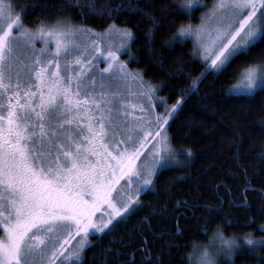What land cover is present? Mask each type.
<instances>
[{
    "label": "snow or ice",
    "instance_id": "obj_1",
    "mask_svg": "<svg viewBox=\"0 0 264 264\" xmlns=\"http://www.w3.org/2000/svg\"><path fill=\"white\" fill-rule=\"evenodd\" d=\"M16 7L0 0V264H79L89 236L134 215L153 178L171 168L170 119L198 89L194 81L157 113L163 98L126 71L120 49L102 51L99 34L67 18L26 25ZM212 12L214 24L198 26L201 76L225 72L264 44V0H219ZM92 36L89 46L84 37ZM257 72L243 71L248 94L264 89V67ZM130 81L138 91L125 90ZM140 243L148 249L146 236ZM125 247L128 259L116 264H137L133 241Z\"/></svg>",
    "mask_w": 264,
    "mask_h": 264
},
{
    "label": "trees",
    "instance_id": "obj_2",
    "mask_svg": "<svg viewBox=\"0 0 264 264\" xmlns=\"http://www.w3.org/2000/svg\"><path fill=\"white\" fill-rule=\"evenodd\" d=\"M14 3L17 12L23 10V21L29 26L51 17L67 18L96 32L110 26L130 29L133 57L126 55L123 60L157 89L168 106L194 81L198 89L185 97L182 109L178 106L170 119V140L182 155L184 149L194 153L190 162L155 176L151 191L140 196L135 214L92 236L79 264L126 260L130 250L125 245L130 239L137 264H186L190 243L204 240L205 229L218 223L224 224L226 231L254 238L260 246L253 248L241 241L244 246L237 250L235 264H264V89L252 95L229 93L246 67L264 61V44L253 46L243 60L234 59L225 72L201 76L205 64L194 56L192 42L168 47L166 41L178 24L198 25L205 7L194 8L188 17L178 10L175 0ZM105 5L112 11L102 12ZM155 25L154 35L150 34ZM183 201L190 204L181 206ZM145 236L147 250L140 243Z\"/></svg>",
    "mask_w": 264,
    "mask_h": 264
},
{
    "label": "clouds",
    "instance_id": "obj_3",
    "mask_svg": "<svg viewBox=\"0 0 264 264\" xmlns=\"http://www.w3.org/2000/svg\"><path fill=\"white\" fill-rule=\"evenodd\" d=\"M178 10L184 11L188 17L191 16V12L197 6H201L200 0H175ZM155 25L149 29L150 34L154 35ZM199 31L198 25L181 23L178 24L171 35V39L166 41V46L173 47L177 42L184 43L190 39L191 42L197 43V32ZM258 69L257 75L260 76L259 69L264 65L254 63L252 65ZM247 68V67H246ZM245 68V69H246ZM256 83V81H254ZM247 84V81H245ZM194 155L189 149L181 151L178 150L169 139L167 150V163L171 167H184ZM206 238L204 240L194 239L188 249L185 252L186 264H220L221 260L231 261L235 264L234 255L238 248L244 246V244L250 245L253 248L256 247L257 241L254 238H246L244 236H238L233 232L226 231L224 224L218 223L213 226L211 230L205 229ZM244 242V244L241 243ZM264 245V243H261Z\"/></svg>",
    "mask_w": 264,
    "mask_h": 264
},
{
    "label": "rangeland",
    "instance_id": "obj_4",
    "mask_svg": "<svg viewBox=\"0 0 264 264\" xmlns=\"http://www.w3.org/2000/svg\"><path fill=\"white\" fill-rule=\"evenodd\" d=\"M8 2H9V0H5V3H8ZM218 3H219V0H210V2L208 0H200L201 6H197V7H205V10H204V14L202 16L201 22L198 24V26L199 25H203L205 28H210L214 24V16H213L212 10L214 8V5H216ZM243 14H246V12L243 13ZM240 18H242V16ZM60 20H62V19H60ZM68 23L72 24L70 21H68ZM126 31H128V30L127 29L118 28L116 26H111L110 28L106 29L103 32H96V31H93V32L96 33V34H99V39H100V43H101V46H102V51L106 50L109 47V45L112 46V50L120 49L118 51V57H119V60L122 61L126 65V71H131V73L133 75H136L139 78V77H142L141 74L139 72H137V71H133L132 72V70L129 68L127 62L125 60H123V57L126 56V55H128L129 58L133 57V55H131V53H130V46H131L132 38L129 39L128 37L123 35ZM84 39H86L87 43L90 46L91 45V40L97 39V36H92L90 39L88 37H84ZM188 40L191 41L190 39H188ZM122 41H123L124 47H121ZM192 44H193V47H194V56L205 64L204 58H203L204 57V53L202 52L200 43L199 42H197V43H193L192 42ZM40 46H41L40 42L38 41L37 42V47L39 48ZM20 48L21 49L23 48V42L22 41L20 42ZM209 63H210V61H209ZM105 66H106V64H105L103 58H101L100 63H99V68H104ZM142 79H143V77H142ZM242 80H243V73L241 75L240 80L234 86H232L230 88V90H229L230 94L231 93H235V94H232V95H252V94H254L255 92H257L259 90V89H257L254 93H251V94L246 93L244 91V85L242 84ZM143 82H144V85H145V91H147L148 89H153V90H155V97L160 98L158 96V91H157V89L154 86H152L151 84L147 83L144 79H143ZM114 86H116V85H114ZM119 87L124 88L125 86L121 84V85H119ZM125 90L126 91H131V92L138 91L139 90V82L138 81L137 82L130 81ZM154 102H156L158 105L161 104V101H159L158 99L156 101H154ZM165 107H168V105L163 100V106H157L155 111L157 113H161V112L164 111ZM135 114L139 115V110L138 109L135 110ZM154 179H155V177L153 178V182H154ZM104 218H106V216H102L100 213H97V216L94 219L99 221L100 219H104ZM110 226H109V228H110ZM106 230L107 229H105V231ZM104 232L95 233L93 235H90L89 236V240H91L90 238H92V236L101 235ZM0 236H3L2 229H0ZM75 243H76V241H73V244H75ZM88 246H89V244H86L84 249H86ZM256 246L260 247L258 244ZM67 247L71 248L72 245H68ZM237 250H236V252H237ZM236 252H235V254H236ZM234 257H235V255H234ZM73 264H75V262H73ZM220 264H232V262L224 259V260H221Z\"/></svg>",
    "mask_w": 264,
    "mask_h": 264
}]
</instances>
